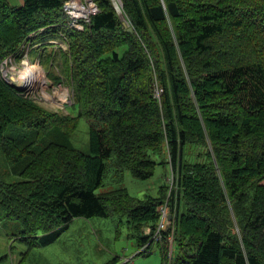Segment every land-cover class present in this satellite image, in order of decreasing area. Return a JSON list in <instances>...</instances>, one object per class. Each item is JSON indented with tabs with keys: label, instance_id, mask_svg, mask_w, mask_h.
Masks as SVG:
<instances>
[{
	"label": "trees",
	"instance_id": "obj_1",
	"mask_svg": "<svg viewBox=\"0 0 264 264\" xmlns=\"http://www.w3.org/2000/svg\"><path fill=\"white\" fill-rule=\"evenodd\" d=\"M65 1L0 0V64L36 53L76 112L49 110L0 77L3 219L32 246L74 218L117 216L148 256L167 203L174 252L169 261L159 243L161 264H264V0H116L120 14L95 0L83 30L68 26ZM81 119L91 155L72 143ZM188 146L202 149L198 160H185ZM1 159L18 181L5 180ZM159 164L171 175L156 197L96 193L108 172L147 180Z\"/></svg>",
	"mask_w": 264,
	"mask_h": 264
},
{
	"label": "rangeland",
	"instance_id": "obj_2",
	"mask_svg": "<svg viewBox=\"0 0 264 264\" xmlns=\"http://www.w3.org/2000/svg\"><path fill=\"white\" fill-rule=\"evenodd\" d=\"M40 40H48V38L41 37ZM36 58H38L36 53L30 55L31 61L36 60ZM30 60L28 57L24 58L20 65L7 63L8 68L12 70L15 77L23 70L25 63H36V66H39L43 75L41 77L35 76L31 80V86L22 84V86L30 90L27 92L29 94L27 98L35 100V102L49 110L61 108L66 113L75 115V110L68 107L71 105L70 88L63 86V83L55 85L49 76L47 67L40 66L37 61L31 62ZM42 78H45V80L43 81ZM36 79L42 82L35 85ZM64 87L68 90L66 101L59 92L65 89ZM44 93H48L52 97L48 99L43 95ZM61 100H63L62 103ZM72 143L83 154L91 155L89 127L83 119L79 120L78 126L73 133ZM195 148L188 146L184 149L185 160L194 161L199 159L202 149ZM1 169L6 174L5 180L7 182L19 180L18 177L10 175L9 166L5 165L2 159ZM170 175L169 164L157 165L153 177L147 180L135 179L125 173L122 182H115L111 179L112 172H108L105 175L103 186L96 193L105 194L125 189L128 193L141 200L146 196L156 197L160 187L167 183ZM20 231L19 222L3 219V213L0 210V264H108L113 258L118 259L117 264L162 263L161 247L157 244L152 245L150 255H137L136 242L130 236L125 220L117 216L108 218H74L65 227L61 228L57 237L48 244L35 242L32 246H28L20 240ZM149 232L150 230L147 229L146 233ZM44 236L39 234L36 239L40 240Z\"/></svg>",
	"mask_w": 264,
	"mask_h": 264
},
{
	"label": "built area",
	"instance_id": "obj_3",
	"mask_svg": "<svg viewBox=\"0 0 264 264\" xmlns=\"http://www.w3.org/2000/svg\"><path fill=\"white\" fill-rule=\"evenodd\" d=\"M116 1V0H112ZM63 10L65 15L68 18V26L75 28L77 30H83L84 24H88L91 21V17L98 12L97 5L95 0H66L63 5ZM51 44L55 46V48L61 47L66 49V45L63 41H52ZM25 58H27V53L25 54ZM14 64L13 57H7L1 64H0V77L9 85L13 86L16 85L19 91H22L23 96L27 97L30 90L26 87L19 84V82L15 79V75H13L12 70L8 68L7 63ZM18 75V74H17ZM23 88V89H22ZM161 89H155V97L159 98L161 94ZM160 218L157 229L155 230L154 234L152 235L151 241L154 243H168V258L173 256V235H174V226L172 218L169 219L171 216L170 208L167 203L161 205L158 208ZM168 264H170L168 262Z\"/></svg>",
	"mask_w": 264,
	"mask_h": 264
},
{
	"label": "bare ground",
	"instance_id": "obj_4",
	"mask_svg": "<svg viewBox=\"0 0 264 264\" xmlns=\"http://www.w3.org/2000/svg\"><path fill=\"white\" fill-rule=\"evenodd\" d=\"M43 74H42V72H41V70L39 69V66H36V63H34V64H30V63H25V66H24V68H23V70H21L19 73H18V75H17V77L15 78L18 82H19V84L20 85H24L25 84V86H31L32 85V82H31V80L35 77V76H37V77H41ZM37 80V79H36ZM42 80L44 81L45 80V78H42ZM42 81H40V80H37V81H35V85H38L39 83H41ZM44 92V91H43ZM63 96H64V98H65V101H66V99H67V95H68V92H67V89L65 88V89H62V91H59ZM58 92V93H59ZM60 94V95H61ZM44 96H46L48 99L50 98V97H52V95H50V94H48V93H44L43 94ZM61 95V96H62ZM57 97V96H56ZM60 97V96H59ZM60 101V100H59ZM63 102V100H61V103ZM7 183V182H6Z\"/></svg>",
	"mask_w": 264,
	"mask_h": 264
},
{
	"label": "crops",
	"instance_id": "obj_5",
	"mask_svg": "<svg viewBox=\"0 0 264 264\" xmlns=\"http://www.w3.org/2000/svg\"><path fill=\"white\" fill-rule=\"evenodd\" d=\"M5 1L10 7H14V8H19L23 5V0H5Z\"/></svg>",
	"mask_w": 264,
	"mask_h": 264
},
{
	"label": "water",
	"instance_id": "obj_6",
	"mask_svg": "<svg viewBox=\"0 0 264 264\" xmlns=\"http://www.w3.org/2000/svg\"><path fill=\"white\" fill-rule=\"evenodd\" d=\"M113 4H114V6H115V8H116V10L118 11V13L120 14L121 13V11H120V8H119V6H118V3H116V2H113ZM125 25L127 24V23H124ZM128 31H132V29L131 28H129L128 29ZM23 89V88H22ZM170 218V217H169Z\"/></svg>",
	"mask_w": 264,
	"mask_h": 264
}]
</instances>
